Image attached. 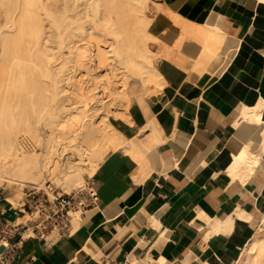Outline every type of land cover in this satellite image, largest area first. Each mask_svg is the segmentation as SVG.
Listing matches in <instances>:
<instances>
[{"label": "crops", "instance_id": "1", "mask_svg": "<svg viewBox=\"0 0 264 264\" xmlns=\"http://www.w3.org/2000/svg\"><path fill=\"white\" fill-rule=\"evenodd\" d=\"M160 1L181 18L219 27L224 48L234 42L228 56L215 58L212 70L201 74L160 58L167 81L150 109L162 140L141 155L122 148L109 153L90 177L97 203L72 217L66 233L49 232L50 241L41 231L21 230L13 238L12 264H129L130 258L162 257L164 264H234L257 234L264 217V0ZM156 25L170 31L168 20ZM196 51L189 57H198ZM144 121H135L132 133ZM240 155L247 162L238 163ZM13 196L0 189V214L10 223L24 216L9 202ZM229 215L231 230L212 232L207 218Z\"/></svg>", "mask_w": 264, "mask_h": 264}, {"label": "bare ground", "instance_id": "2", "mask_svg": "<svg viewBox=\"0 0 264 264\" xmlns=\"http://www.w3.org/2000/svg\"><path fill=\"white\" fill-rule=\"evenodd\" d=\"M174 13L160 0H0V185L38 186L53 174L69 189L80 186L87 164L93 173L113 150L140 154L157 145L163 131L151 96L167 81L159 59L201 74L230 46L224 48L227 38L216 25ZM162 20L169 32L156 28ZM196 49L198 57L190 58ZM141 119L138 134L128 136L125 130ZM9 200L20 204L18 196ZM207 221L212 232L230 231L234 223L231 215ZM256 231L234 264H264V217ZM164 261L130 258L129 264Z\"/></svg>", "mask_w": 264, "mask_h": 264}, {"label": "built area", "instance_id": "3", "mask_svg": "<svg viewBox=\"0 0 264 264\" xmlns=\"http://www.w3.org/2000/svg\"><path fill=\"white\" fill-rule=\"evenodd\" d=\"M98 200L97 192L94 189V181L89 178L87 184L78 187L71 192L49 194L45 190L38 189L37 186L30 188L18 206L23 213L28 212L32 218L23 221L10 223L0 214V264H12L16 254L17 241L13 238L21 230L28 232L41 231V235L46 240H51L49 232H54L55 236H60L67 232L72 212L83 211L93 207ZM31 223V226H28ZM22 238V234H20Z\"/></svg>", "mask_w": 264, "mask_h": 264}, {"label": "rangeland", "instance_id": "4", "mask_svg": "<svg viewBox=\"0 0 264 264\" xmlns=\"http://www.w3.org/2000/svg\"><path fill=\"white\" fill-rule=\"evenodd\" d=\"M179 38H181V36L179 35V37H178V39ZM178 54H181L180 52H177L176 53V56H178ZM181 57H182V55H181ZM160 93H157L156 95H152L151 96V101L154 103V98L157 96V95H159ZM134 129V122H132L131 123V125H130V130H129V132H128V136H130V135H133L134 133H132V130ZM43 134V133H42ZM44 135V134H43ZM135 135V134H134ZM122 149H124V150H126L125 148H122ZM86 157L87 158H93V159H96L97 157L95 156V154H90L91 155V157H89L88 156V153H86ZM95 156V157H94ZM86 170V171H85ZM92 169L88 166V164H87V166L86 167H84V169H83V171H82V182H81V184H80V186H82V185H85V184H87V182H88V179L92 176V171H91ZM53 178H52V177ZM59 176H63V173H59ZM50 177V178H49ZM47 178V179H46ZM45 179H44V181L45 182H43L42 184H40V185H35V184H32V183H29V182H20V183H16V184H13V185H11V186H4V185H0V189L1 190H3L4 191V193H9L10 195H14V196H18L19 197V199H20V201H19V203L20 204H18V206L19 205H21L22 203V201L23 200H26V194H27V192H28V190L30 189V188H32L33 186H37L38 187V189H40L41 191L42 190H45V191H47L49 194H59V193H62V192H71V191H74V190H76V189H78V187H80L79 185L78 186H75V187H71V188H69V189H67V188H65V186H64V184L62 183L63 182V180H62V178L60 179V182H57L56 180H55V178H54V175L53 174H50V176H47ZM9 202L11 203V204H13L10 200H9ZM13 205H15V204H13ZM16 206V205H15ZM79 213H80V211H78L77 213H74L76 216L78 215L79 216ZM24 217H23V222H25V220L26 219H30V218H32V216H30L29 214H28V212L27 211H25V213H24ZM73 215V214H72ZM17 221H20L19 219H16Z\"/></svg>", "mask_w": 264, "mask_h": 264}]
</instances>
